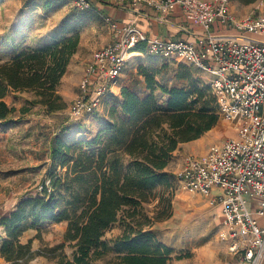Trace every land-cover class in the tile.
<instances>
[{
  "label": "trees",
  "instance_id": "obj_1",
  "mask_svg": "<svg viewBox=\"0 0 264 264\" xmlns=\"http://www.w3.org/2000/svg\"><path fill=\"white\" fill-rule=\"evenodd\" d=\"M79 44L78 33L38 47H20L12 41L11 51L3 57L10 59L0 61V121L16 123L17 112L21 119L30 111L29 106L18 109L8 104L12 92H33L29 104L48 112L65 109L59 87ZM140 45L137 51L146 49V44ZM139 73L145 78L146 94L123 87L119 104L108 109L104 132L87 142L55 137L50 187L44 182L36 197L21 201L11 215L0 218L6 233L0 253L7 261L22 264L35 257L32 241L22 243L20 238L28 229L40 231L45 220L68 223L64 243L57 249L69 243L73 258L63 257L59 264H94L110 250L119 254L122 264H168L174 259V249L146 229L172 215L175 176L168 167L174 153L216 127L221 115L209 88L194 84L168 88L157 80L159 71L143 66ZM157 88L165 104L159 102ZM154 201L158 203L150 210ZM119 221L126 228L111 247L103 238Z\"/></svg>",
  "mask_w": 264,
  "mask_h": 264
},
{
  "label": "rangeland",
  "instance_id": "obj_2",
  "mask_svg": "<svg viewBox=\"0 0 264 264\" xmlns=\"http://www.w3.org/2000/svg\"><path fill=\"white\" fill-rule=\"evenodd\" d=\"M91 1L89 7L83 8L75 0H0V61L10 59V56L3 57L11 51L12 41L20 47H38L78 33L80 44L75 54L80 51L79 59L91 63L94 51L112 42V24L115 23L104 10V2ZM254 5L229 0V9L237 18L248 15ZM149 59L150 64L157 66L152 71H159L157 80L163 86L189 88L194 84L207 87L212 92L206 70L189 63L186 70L181 67V64H186L184 61L173 58L149 55ZM181 73H185L186 78L179 79L178 74ZM62 89L61 82L60 94ZM140 93L145 95L144 87ZM80 94V85L74 98L61 94L66 108L56 112L29 104L35 98L33 92H12L7 96L9 105L18 109L29 106L30 111L21 119L17 112L16 123L0 121V218L11 215L21 201L36 197L43 190L44 182L50 187V177L56 165L51 158L55 137L67 142H87L104 132L108 109L116 103L111 93L104 98L99 110L81 117L72 116L70 106ZM156 94L159 102L165 104V96L161 95L159 88ZM235 131L234 124L221 117L218 125L205 133L199 142L208 149L214 143L233 137ZM186 154L190 153L176 151L168 169L175 176L172 215L146 230H150L159 243L174 249V259L168 264H224L230 255L226 242L219 236V231L224 229L223 215L219 211V214L215 213L207 197L185 188L176 175L177 166ZM57 170L61 171V168ZM157 203L154 201L148 208L152 210ZM67 227V222L45 220L40 224V231L33 228L25 231L21 242L31 240L36 255L22 264H59L63 257L71 260L74 248L69 243L57 249L64 243ZM125 228L123 222H117L103 240L113 247V241L123 234ZM5 237L6 233L0 228V246ZM178 255L186 257L177 260L175 257ZM0 264L13 263L0 253ZM94 264L122 263L119 254L110 250Z\"/></svg>",
  "mask_w": 264,
  "mask_h": 264
},
{
  "label": "built area",
  "instance_id": "obj_3",
  "mask_svg": "<svg viewBox=\"0 0 264 264\" xmlns=\"http://www.w3.org/2000/svg\"><path fill=\"white\" fill-rule=\"evenodd\" d=\"M89 7V0H75ZM146 4L160 12L180 9L202 26L200 43L149 38L135 23L118 28L120 38L93 54L80 81L81 94L70 114L81 117L101 108L139 44L149 55L198 66L210 76L221 117L234 124L235 135L202 154H186L176 175L185 188L219 206L231 258L224 264H261L264 257V0L237 18L229 0H101ZM218 24L225 32L215 31Z\"/></svg>",
  "mask_w": 264,
  "mask_h": 264
},
{
  "label": "crops",
  "instance_id": "obj_4",
  "mask_svg": "<svg viewBox=\"0 0 264 264\" xmlns=\"http://www.w3.org/2000/svg\"><path fill=\"white\" fill-rule=\"evenodd\" d=\"M104 10L106 11L107 15L116 23L118 28H121L128 23H135L146 33L149 38L184 40L199 44L204 35L202 26L189 21L180 9L173 10L169 13H163L146 4L105 3ZM214 29L218 32L226 31V29L221 28L218 24L214 25ZM120 36L121 35L119 31L114 30L112 42L109 44L118 40ZM140 46L145 47L144 44H141ZM80 53L81 52L79 51L77 54H75V56H73L68 66L67 73L62 79L63 89L61 94L69 99L74 98L77 95L84 71L90 64L86 62L88 60L79 59L81 58ZM90 59L91 58H89V61ZM149 60V54L146 49L143 51L136 50L131 55V58L124 68L122 75L117 80V83L112 86L111 96L116 101V105H118L120 102L121 90L123 87H128L140 95V90L142 87H144L146 92L145 78L139 73V70L143 66L150 70H153L155 67H157L150 64ZM185 65H187V63ZM208 76L211 79L210 74ZM71 90L73 91L71 92ZM199 141L200 138L191 142L183 143L180 147L181 150H177V153L179 151L194 154L204 153L207 148L206 146L204 147ZM181 165L182 160L179 162L177 168L179 169ZM170 167L171 165H169L168 169H170ZM213 208L216 210L215 213H218L219 211L222 215L221 208L219 206H215ZM261 264H264V257Z\"/></svg>",
  "mask_w": 264,
  "mask_h": 264
}]
</instances>
